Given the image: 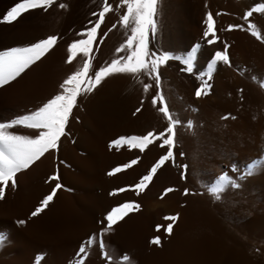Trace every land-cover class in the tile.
Returning a JSON list of instances; mask_svg holds the SVG:
<instances>
[{
  "label": "rangeland",
  "instance_id": "1",
  "mask_svg": "<svg viewBox=\"0 0 264 264\" xmlns=\"http://www.w3.org/2000/svg\"><path fill=\"white\" fill-rule=\"evenodd\" d=\"M162 1L167 6L165 13L158 17L161 32L151 40L150 47L168 51L174 56H186L197 44L201 46L192 73L183 71L185 65L175 59L160 69L161 89L168 98L173 115L182 122L177 128L175 163L166 164L172 168L174 179L172 182L166 180L160 169L149 186L137 193L134 185L147 174L165 149L158 144L150 145L144 153L130 146L109 148L112 140L130 136L132 132L128 130L130 122L127 119L118 121L110 102L103 100L108 91L102 82L92 93L78 98L79 111L76 110L79 116L76 111L74 115L78 117H71L75 120L70 119L66 129L68 134L61 138L55 172L60 177L59 181L41 182L48 194L57 182L62 185L56 190L50 207L59 221L75 226L78 231L62 237L63 240L58 239L57 243H45V250L32 253L38 256L32 264H77L81 242L91 234L99 233L105 226L101 221L107 212L124 202H134L140 207L131 210L105 237L107 251L112 253L114 264H264V166H258L254 174H247L249 164L264 160V39L258 40L251 35L255 30L264 37V13H254L248 20L244 19L247 11L264 3V0ZM85 12L77 19L76 25L80 28L92 26L90 21L97 19L93 13H98L99 8ZM209 12L213 13L218 29V50L228 45L231 66L219 64L213 78L208 81L211 85L209 94L197 98L195 92L202 83L201 74L207 73L215 51L203 35ZM179 15L186 16L182 20ZM235 24L243 25V28L226 30ZM249 24H254L255 28L249 29ZM131 88L132 83L129 82L124 86L123 94L127 95ZM229 113L235 118L222 119ZM158 117L155 132L168 126L159 111ZM144 119L141 117L139 120V135L147 134ZM137 155L140 157L137 165L113 176L108 175L114 167L130 162ZM182 165H187V169ZM224 173L234 177L238 186L228 187L217 199L208 188ZM121 187L126 191L110 195ZM170 187L174 191L165 195V189ZM185 189L189 194L185 195ZM176 214L179 219L171 235L163 229L156 230V225L166 226L169 222L165 216ZM156 236L161 239L158 246L151 243ZM14 248L11 239L0 243L1 264H20V257L25 254ZM125 254L129 261L122 260ZM85 264H107V261L96 246L89 250Z\"/></svg>",
  "mask_w": 264,
  "mask_h": 264
},
{
  "label": "snow or ice",
  "instance_id": "2",
  "mask_svg": "<svg viewBox=\"0 0 264 264\" xmlns=\"http://www.w3.org/2000/svg\"><path fill=\"white\" fill-rule=\"evenodd\" d=\"M56 0H18L6 14L0 19V23L12 24L18 21L25 13L34 10L47 11L55 4ZM162 0H119L118 7L125 9L119 17L118 24L125 29L130 30V34L126 37L125 42L115 49L118 58H113L110 63L100 66L98 70H93L91 54L94 51V44H98V34L107 37L108 33L102 32V25L106 24V16L113 13L116 9L113 7V0H103V6L98 13L95 21H90L92 26L85 31L77 32V38L67 47V62L71 64L81 54L84 62L79 70L68 75L59 85V91L52 97L48 98L40 106L34 110H29L26 114L17 115L15 118L0 121V200L6 198V189L17 187V177L30 169L37 161L51 150L59 149L61 138L67 136V127L73 110L78 106V98L83 95L92 93L101 83L112 74H132L136 76L140 73L145 74L150 80L155 81L157 92L151 98L153 107L159 105L158 111L166 118L168 126L160 132L148 131L144 135L120 136L112 140L109 148H120L122 146H130L131 149H137L140 153H144L150 145L158 144L165 149L155 163L151 166L147 174L143 175L139 182L134 185L137 193L143 192L153 181L158 171L169 162L175 163V145L177 143V128L181 125V121L175 117L170 110L168 98L161 89V72L162 66H166L171 60H179L185 65L183 71L192 73L194 70V61L200 50L197 44L186 56H174L168 51H161L150 47L152 39H155L161 31V24L158 19L162 9ZM59 7L64 9L67 7L65 3H60ZM254 13H264V3H261L253 9L245 13L244 19L252 17ZM219 15V14H217ZM206 30L204 37L206 43L213 45L219 41L218 29L213 13L209 12L206 16ZM118 24H113L109 31L117 29ZM243 25H229L226 30L241 29ZM249 29H254V24L248 25ZM251 35L258 40L264 39L257 31L253 30ZM62 37L56 34H50L46 38H41L27 46L10 47L0 50V88L10 85L13 81L21 78L27 70L41 62L46 56L58 45V41ZM231 66V60L228 52V45L225 44L222 50L214 53L210 63L207 66V73L201 74L202 83L196 89L197 98L207 96L210 92L211 85L208 83L213 78L219 64ZM90 71L92 74H90ZM206 75V79L204 78ZM264 86V82H262ZM152 88V84H144V92L147 93ZM243 91L242 89L240 90ZM143 103V102H142ZM141 108L136 109V113L141 112ZM231 114H227L222 119H228ZM235 118V117H231ZM27 130H36L31 134H18L19 128ZM183 155V153H181ZM140 160L138 156L130 162L122 166L114 167L108 172L109 176L120 173L123 169L131 168L137 165ZM258 166H264V160H257L248 165L247 174H254ZM185 170L187 165H182ZM183 175V174H182ZM58 174H54L48 178L49 181H59ZM235 178L227 173L221 174L216 178L213 186L208 188L210 194L219 199L228 187H237ZM62 185L57 182L52 192L46 195L31 212V217H38L43 213L56 194V190ZM126 191L121 187L110 195H116ZM174 191L173 188L165 189V195ZM185 195L189 194L185 189ZM139 204L134 202H124L118 206L112 207L107 212L101 224L105 225L99 233L91 234L86 240H83L78 249L77 264H85L89 250L98 246L107 264H114V257L111 252L107 251L108 245L105 241V235L113 230V227L123 220L131 210H138ZM164 219L169 221L167 225H156L159 232L163 229L167 234L171 235L174 230V224L178 221L179 215H168ZM25 224L26 221H19ZM3 237H0V243ZM154 245H160L159 236L151 240ZM123 261H129V257L125 254Z\"/></svg>",
  "mask_w": 264,
  "mask_h": 264
},
{
  "label": "bare ground",
  "instance_id": "3",
  "mask_svg": "<svg viewBox=\"0 0 264 264\" xmlns=\"http://www.w3.org/2000/svg\"><path fill=\"white\" fill-rule=\"evenodd\" d=\"M16 2H18V0H0V19H2L3 15L6 14L7 10H9L12 6H14ZM60 3H65L67 7L61 9L59 7ZM118 5H119V0H113V7L116 10L113 13H110L106 16V24L102 25L101 31L108 33L107 37L98 34V39L100 42L98 44H94L93 46L94 51L90 56V59L92 60V64H93L92 71L98 70L100 66H103L106 63H110V61L113 58H118L119 54L115 52V49L118 48L121 45V43L125 42L126 37L130 34V30L125 29L122 25L118 24V20L120 15L122 14V11H126V8L121 9L118 7ZM102 6H103V0H56L55 4L47 11L39 10V9L30 11L28 13H25L18 21L12 24L0 23V50H4L16 46H27L33 42L38 41L41 38H46L50 34H56L62 37V39L58 41V45L54 47L53 50L50 51V53L46 56V58H44L41 62H37L36 65L32 66L31 69L27 70L26 73L23 74L21 78L17 79V81H13L10 85H6L3 88H0V121L9 120L15 118L17 115L26 114L29 110H34L35 108L40 106L43 102H45L48 98L52 97L54 94H56L59 91V85L62 83V81L65 78H67L68 75L72 74L74 71L79 70L82 67L84 60L81 54H78L77 59L73 61L71 64L67 62V56H68L67 47L71 42H73L74 39L77 38L76 36L77 32H82L87 29V27H85L86 28L85 29V28H80L79 26L76 25V23L78 24L77 19L82 17L81 14L86 10L89 11V9H93V8H99L100 10ZM166 6L167 3L162 1L161 2L162 11L159 17H161L165 13ZM175 10H177V7ZM175 10L173 11L175 12ZM87 14L89 13L87 12ZM175 14L178 16L177 13ZM188 14L189 13H187V15ZM181 15L179 16L181 17ZM185 16L186 15H183L182 17L184 18ZM84 18L85 17H83L82 19ZM178 19L180 21V18ZM171 22L173 21L171 20ZM114 23L118 24V28L109 31V28H111V26ZM171 38L174 39L173 34L171 35ZM168 45L169 44H167V46ZM219 45L220 42L218 41L217 43L210 46L215 51H217ZM175 46L177 47V49H179L178 45ZM201 51L203 50L201 49ZM208 53L211 52L209 51ZM90 74H92L91 71ZM103 82L105 84V90L107 89L108 91L107 92L108 94L104 96L103 100H105V102L107 103L110 102L112 113H114L118 121L127 119L130 122L131 125L128 126L129 128L128 130L132 132V135H139L140 132L139 120L141 117H144L146 119L147 132L154 131L156 129L155 127L158 123V118H159L158 105L156 107H153L151 103V98L152 96L155 95V81L150 80L149 77L143 73H140L136 76H133L132 74L116 73L107 77ZM129 82L132 83V88L130 92L127 95H125L123 94L122 91H124L123 90L124 86L127 85ZM148 83L152 84V88L149 89L147 93H145L144 84H148ZM110 89H112L113 91L110 92L109 91ZM99 105L100 104H98V106ZM77 107L73 110V115L78 110ZM95 107H97V105ZM80 108L82 107L79 106V109ZM137 108H141L142 109L141 112L136 113ZM78 111L76 114H78ZM82 119L84 120V117ZM91 119H93V117H91ZM69 130L71 129L69 128ZM35 131L36 130H27L21 127L18 129V134H31L34 133ZM61 143L59 145V148H61L60 147ZM76 143H78V141ZM75 148L77 150V147H74L73 149ZM58 156L60 157L59 149L58 151L51 150L49 153H46L43 157H41V159L37 161L30 169L22 173H19L17 177V187L13 189H6V198L4 200H0V237H3V241L4 239H11L13 246L15 247L14 249L15 250L17 249L18 253L25 254L26 257L23 254H22L23 256L20 257L19 260L20 264H32L33 262H35L34 260L37 259L38 257V256L37 257L34 256L33 254L41 253L43 250H45V245H44L45 243L46 244L57 243L58 239L60 238L62 239V237H69L77 233L78 231V230L76 231L75 226L73 225L71 226L70 224L67 223H62V221H59L57 219L56 215L52 211V207H50L51 202L47 207V209L43 213H41L38 217H31V212L36 207H38L40 201L46 195H48V192L46 191L47 188L45 189L44 184H42L41 182L48 181V178L55 174L58 166V160H59ZM171 169L172 168H170L169 165H165L162 168V173L164 174V176L163 175L162 176L165 177V179L167 178L166 180H171L172 182V180L174 179V173L172 172ZM21 220L26 221V223L20 224L19 221ZM110 233H107L105 237H108ZM84 236L87 235L85 234ZM27 253L28 254L31 253V254L28 255Z\"/></svg>",
  "mask_w": 264,
  "mask_h": 264
}]
</instances>
